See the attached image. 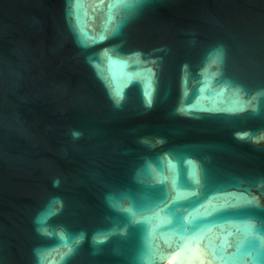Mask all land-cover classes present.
Here are the masks:
<instances>
[{
    "label": "water",
    "instance_id": "water-1",
    "mask_svg": "<svg viewBox=\"0 0 264 264\" xmlns=\"http://www.w3.org/2000/svg\"><path fill=\"white\" fill-rule=\"evenodd\" d=\"M0 264H264V0H0Z\"/></svg>",
    "mask_w": 264,
    "mask_h": 264
}]
</instances>
